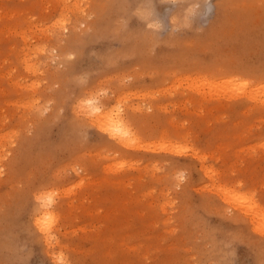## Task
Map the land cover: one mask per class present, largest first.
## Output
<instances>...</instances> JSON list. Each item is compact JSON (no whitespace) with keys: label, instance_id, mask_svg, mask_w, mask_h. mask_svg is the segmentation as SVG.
Listing matches in <instances>:
<instances>
[{"label":"rangeland","instance_id":"1","mask_svg":"<svg viewBox=\"0 0 264 264\" xmlns=\"http://www.w3.org/2000/svg\"><path fill=\"white\" fill-rule=\"evenodd\" d=\"M262 85L264 0H0V264H264Z\"/></svg>","mask_w":264,"mask_h":264},{"label":"bare ground","instance_id":"2","mask_svg":"<svg viewBox=\"0 0 264 264\" xmlns=\"http://www.w3.org/2000/svg\"><path fill=\"white\" fill-rule=\"evenodd\" d=\"M65 1V0H64ZM79 1V0H78ZM78 5H80V4H78ZM69 7V6H68ZM76 8V7H75ZM79 8V7H78ZM65 9V8H64ZM80 9H81V7H80ZM79 9V10H80ZM74 10V9H73ZM78 10V9H77ZM81 11V10H80ZM83 13V12H82ZM64 14V13H63ZM72 14V13H71ZM76 14V13H75ZM69 15V14H68ZM81 15V14H80ZM65 16V15H64ZM59 17V16H58ZM61 18V17H60ZM65 18V17H64ZM63 18V19H64ZM67 18V17H66ZM66 18H65V20H66ZM69 18V17H68ZM79 18H80V16H79ZM29 19V18H28ZM62 19V18H61ZM62 19V20H63ZM57 20V19H56ZM58 20H59V18H58ZM58 20H57V22H58ZM67 20H69V19H67ZM66 20V21H67ZM73 20V19H72ZM53 21V20H52ZM51 21V22H52ZM61 21V20H60ZM74 21V20H73ZM54 22V21H53ZM63 22H65L64 20H63ZM72 22V21H71ZM30 23V22H29ZM34 23V22H33ZM77 23V22H76ZM78 23H79V21H78ZM54 24H56V23H54ZM73 24V23H72ZM27 25V24H26ZM30 25H31V23H30ZM42 25V24H41ZM47 25V24H46ZM71 25V24H70ZM38 26V25H37ZM40 26V25H39ZM51 26V25H50ZM56 26V25H55ZM26 27V26H25ZM25 27H21V28H24V32L23 33H26L25 32ZM31 27V26H30ZM29 27V28H30ZM41 27V26H40ZM48 27V26H47ZM57 27H59V26H57ZM62 27H63V24H62ZM76 27V26H75ZM11 28V27H10ZM20 28V29H21ZM29 28H27V30L29 29ZM34 28V27H33ZM32 28V29H33ZM39 28V27H38ZM42 28V27H41ZM41 28H39L40 29V32H42L41 30ZM61 28V27H60ZM7 29V28H6ZM11 29H13L14 30V28H11ZM15 29H17L18 30V28H15ZM19 29V30H20ZM31 29V30H32ZM50 29H52L51 27H50ZM54 29V28H53ZM59 29V28H58ZM57 29V30H58ZM22 30V29H21ZM21 30H20V32H21ZM47 30V29H46ZM9 31V30H8ZM7 31V32H8ZM44 31V30H43ZM16 32H18V31H16L15 30V33ZM20 32H18V34L20 33ZM45 32V31H44ZM55 33H54V35H56V34H58L56 31H54ZM22 33V32H21ZM20 33V34H21ZM49 33H51L50 31H49ZM19 34V35H20ZM47 34V33H46ZM60 34V33H59ZM44 35V34H43ZM21 36V38H22V40L23 39H26L25 38V34H23V36H24V38H23V36H22V34L20 35ZM46 36V35H45ZM49 36V35H48ZM57 36H59V35H57ZM57 36H54V37H57ZM61 36V35H60ZM47 37V36H46ZM45 37V38H46ZM57 38H59V37H57ZM46 40V39H45ZM25 41V40H24ZM23 41V42H24ZM27 41V40H26ZM42 43V42H41ZM49 43V42H48ZM43 45H45V44H43ZM25 46V45H24ZM35 46V45H34ZM39 47H41V45H38ZM26 47H28L27 45H26ZM37 49H38V47L37 46H35ZM42 47H44V46H42ZM30 48V47H29ZM36 49V51H37V53L40 51V53H41V51H45L44 49H42V48H40V49H38L37 50ZM20 50H22V49H20ZM33 50H34V47H33ZM24 51V50H23ZM25 52V51H24ZM23 53V52H22ZM25 54V53H24ZM23 55V54H22ZM36 55V54H35ZM35 55L33 56V58H32V56L31 55H28V56H31V57H27V58H32V62L31 63H27L26 64V66H27V68H25L26 70H35L36 71V63H37V59H36V57H35ZM25 56V55H24ZM22 58H20V61H22L24 58H23V56H21ZM35 57V58H34ZM22 59V60H21ZM33 59H34V61H33ZM36 59V60H35ZM26 61H27V59H26ZM38 61H39V59H38ZM23 62H25L24 60H23ZM41 62H42V60H41ZM39 63V62H38ZM37 66H38V64H37ZM40 68V67H39ZM37 72V71H36ZM39 72V71H38ZM38 75V74H37ZM35 82V81H34ZM243 84V83H242ZM28 85H30V84H28ZM241 85V84H240ZM245 85H247V84H245ZM260 85V84H259ZM233 86V85H232ZM248 86V85H247ZM263 86V85H262ZM261 86V87H262ZM21 87V86H20ZM25 87H26V85H25ZM243 87H245V86H243ZM255 87H258L257 85L255 86ZM254 87V88H255ZM260 87V88H261ZM264 87V86H263ZM27 88V87H26ZM32 88V87H31ZM34 88V87H33ZM253 88V89H254ZM237 89V88H236ZM244 89V88H243ZM246 89V88H245ZM248 90H252L253 91V89H249V88H247ZM247 90V91H248ZM259 91H260V89H258ZM86 91V90H85ZM87 92V91H86ZM233 92H234V90H233ZM236 92V91H235ZM238 92V91H237ZM246 92V91H245ZM249 92V91H248ZM91 93V92H90ZM89 93V94H90ZM235 94V93H234ZM240 94H242V93H240ZM87 96V95H86ZM98 96V95H97ZM252 96V95H251ZM254 96V95H253ZM257 96H258V93H257ZM260 96V95H259ZM264 96V95H263ZM31 97H32V95H31ZM90 97V96H89ZM254 97H256V95L254 96ZM254 97H253V99H254ZM87 98V97H86ZM86 98H84V100L85 101H79L80 103H76V101H75V103L78 105V108H77V112H79V113H83V115L86 117V118H88V121H89V124L90 125H92L93 127H95L98 131H100L101 133H103V134H105L108 138H110V139H115V140H117L118 142H122V144H124V142H126L124 145L126 146V144H127V147H129L128 146V144H131V143H129L132 139H134V138H136L135 136L132 138V135H133V133H131L132 131L130 130V126L128 125L129 123H128V121H127V119L123 116V115H121L119 112H117V113H114L111 109H106V108H104L103 107V104L100 102V101H98L96 98H88V99H86ZM257 99H258V97H256ZM261 98H263V97H261ZM33 99V100H32ZM252 99V100H253ZM29 100H32L34 103H35V105H34V103H33V106L36 108V100H38V99H35L34 100V98H30ZM29 100H27V101H29ZM259 100V99H258ZM25 101V100H24ZM23 101V102H24ZM254 101V100H253ZM261 102H262V100H260ZM264 102V101H263ZM27 103V102H26ZM29 103H30V105L31 106H29ZM29 103H28V105L27 106H29V107H27V108H30V109H32L31 107H32V103L29 101ZM40 104V103H39ZM73 105H75V104H73ZM42 106V105H41ZM76 106V105H75ZM111 106V105H110ZM130 106V105H129ZM132 106V105H131ZM135 107V106H134ZM38 108V107H37ZM110 108V107H109ZM115 108V107H114ZM117 108V107H116ZM115 108V109H116ZM131 108V107H130ZM42 109V108H41ZM118 109V108H117ZM120 109V108H119ZM133 109V108H132ZM39 110V109H38ZM114 110V109H113ZM75 111H76V109H75ZM37 112V111H36ZM76 112V113H77ZM38 113H39V111H38ZM78 114V113H77ZM29 116V115H28ZM78 116V115H77ZM129 126V127H128ZM132 134V135H131ZM135 135V134H134ZM129 138H131V140H129ZM138 141L139 139L137 138V139H134V141L133 142H135V141ZM127 141H129V142H127ZM136 141V142H137ZM140 141V140H139ZM132 142V143H133ZM138 143V142H137ZM121 145V144H120ZM134 145V144H133ZM133 145H130V147L131 146H133ZM136 145V144H135ZM138 145H140L139 143H138ZM49 190V189H48ZM52 190V189H51ZM43 192H47V189H46V191H42V193ZM52 192V191H51ZM39 193V192H38ZM53 193V192H52ZM51 193V194H52ZM37 194V193H36ZM35 194V202H36V206H35V208H34V213H33V217H32V219H31V222H30V224H31V227H32V229H33V231H34V233H35V235L37 236V237H39L43 242H44V244L45 245H52L53 243H51L50 242V239H51V234L52 233H50V232H52V231H50L51 230V227L52 226H50L51 224H52V208L50 207V205H51V203H50V201L52 200V198H53V196H52V198H51V200H50V198H46V196H45V194L43 193V195H44V197L43 196H40L41 194H37L36 195ZM50 194V195H51ZM55 195H56V193H54ZM53 194V195H54ZM226 194H228V192H225V195ZM49 195V197H51ZM54 195V196H55ZM44 198V199H43ZM47 200V202H46V200ZM239 201L238 202H240V200H243V198L241 199V197H240V199H238ZM53 201V200H52ZM237 201V200H236ZM44 202V203H43ZM237 202V204L238 205H240L242 208H245V209H242L241 207L239 208V206L236 204V206L238 207V209L240 210V209H242L241 211H242V213H247V214H245V216L247 215V216H250L251 218H249V220L251 219L252 220V223L251 224H253V228H254V226L256 227V229L259 231V230H261L262 232H264V227H263V225H261L260 224V221H259V217H260V214L257 212V209L255 208V207H253L252 208V210L250 209V208H248V207H246V205H244V201L243 202H240L241 204L243 203V205H241L240 203H238ZM235 206V205H234ZM233 206V207H234ZM245 206V207H244ZM236 207V208H237ZM249 209V210H248ZM241 213V214H242ZM250 220V221H251ZM255 230V229H254ZM34 235V236H35ZM55 235V234H54ZM53 237V236H52ZM55 238V237H54ZM53 241V240H52ZM54 241H56V240H54ZM48 247V246H47ZM55 253V252H54ZM53 252H51V256H52V258L54 259V260H52V261H55L54 263H57V264H67V262L65 261V259L61 256L62 254H59V253H57V254H54ZM66 257V256H65Z\"/></svg>","mask_w":264,"mask_h":264}]
</instances>
